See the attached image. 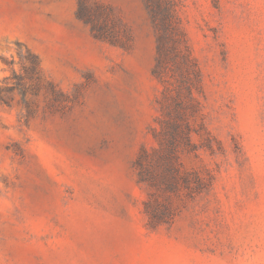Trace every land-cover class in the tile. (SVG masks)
<instances>
[{"label":"rangeland","instance_id":"rangeland-1","mask_svg":"<svg viewBox=\"0 0 264 264\" xmlns=\"http://www.w3.org/2000/svg\"><path fill=\"white\" fill-rule=\"evenodd\" d=\"M173 2L198 72L180 162L205 186L157 194L170 215L151 226L145 2L0 0V264H264V0Z\"/></svg>","mask_w":264,"mask_h":264},{"label":"trees","instance_id":"trees-1","mask_svg":"<svg viewBox=\"0 0 264 264\" xmlns=\"http://www.w3.org/2000/svg\"><path fill=\"white\" fill-rule=\"evenodd\" d=\"M143 1L156 34L157 55L152 73L162 83L163 90L158 101L157 127L153 129L156 146H143L134 161V168L138 183L149 191L150 198L144 203V210L150 225L156 226L163 222L167 213L170 215L168 203L156 204L157 194L175 193L183 186L198 193L205 183L197 180L194 186L190 185L180 162L184 151L195 149L191 120L198 111V101L193 94L198 86V72L178 25L173 0ZM31 60L35 70L37 58Z\"/></svg>","mask_w":264,"mask_h":264}]
</instances>
